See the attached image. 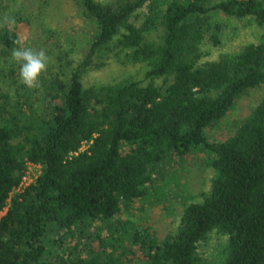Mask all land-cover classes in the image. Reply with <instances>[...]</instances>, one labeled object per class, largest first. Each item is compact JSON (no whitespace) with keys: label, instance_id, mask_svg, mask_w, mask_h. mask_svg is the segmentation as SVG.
Returning a JSON list of instances; mask_svg holds the SVG:
<instances>
[{"label":"trees","instance_id":"obj_1","mask_svg":"<svg viewBox=\"0 0 264 264\" xmlns=\"http://www.w3.org/2000/svg\"><path fill=\"white\" fill-rule=\"evenodd\" d=\"M76 1L95 24L83 56L60 50L61 69L38 88L0 86V210L27 162L41 164L0 217V264H264V92L226 137H209L239 95L264 85V32L206 58L230 18L264 26V0ZM0 19V75L10 61L12 74L18 22L28 18L15 10ZM110 60L145 63L146 82H84ZM199 148L210 187L184 205L175 230L117 232L122 206ZM212 234L225 240L206 255ZM66 238L72 247L60 250Z\"/></svg>","mask_w":264,"mask_h":264},{"label":"rangeland","instance_id":"obj_2","mask_svg":"<svg viewBox=\"0 0 264 264\" xmlns=\"http://www.w3.org/2000/svg\"><path fill=\"white\" fill-rule=\"evenodd\" d=\"M15 10H20L23 17L28 18L27 22H18L20 40L23 41L20 47L43 49L49 57L48 69L42 74L45 78L49 76L50 71L61 69L58 66V62L63 63L58 58L60 50L66 52L67 57L74 62L80 59L95 29V24L82 13L76 0H15L9 2L6 7L0 6V15L4 13L10 15ZM228 22L230 26L223 44L221 47L210 48L206 58H214L220 52L232 51L244 43L257 41L264 32V26L257 25L252 19L230 18ZM10 63L11 61L4 64L0 86L13 93L15 86L21 82L20 67L17 66L16 72L10 74L8 70ZM146 68L145 63L123 64L110 60L101 68L88 70L84 82L105 83L131 76L144 83ZM263 92L264 85L252 87L239 95L227 114L210 126L209 137L211 139L226 137L231 126L240 122L249 113ZM208 155L205 149L199 148L188 157L172 159L164 175L150 187L145 196L123 205L114 216V228L117 232L129 233L136 226H140L161 238L174 231L184 205L199 200L202 193L207 192L210 187L213 170ZM65 240L58 248L68 251L72 244L68 238ZM224 240V236L212 234L202 246L206 255L213 254Z\"/></svg>","mask_w":264,"mask_h":264},{"label":"clouds","instance_id":"obj_3","mask_svg":"<svg viewBox=\"0 0 264 264\" xmlns=\"http://www.w3.org/2000/svg\"><path fill=\"white\" fill-rule=\"evenodd\" d=\"M8 24H14L15 20L10 19ZM3 27V25H0ZM15 44L21 45L22 40H15ZM12 58L19 64L20 80L23 85L30 89H35L40 86V77L47 71L49 57L46 52L41 50H34L32 48L15 47L12 50Z\"/></svg>","mask_w":264,"mask_h":264},{"label":"built area","instance_id":"obj_4","mask_svg":"<svg viewBox=\"0 0 264 264\" xmlns=\"http://www.w3.org/2000/svg\"><path fill=\"white\" fill-rule=\"evenodd\" d=\"M87 146V144L84 142L80 149H83ZM41 172V164L38 162H32V161H28L27 165H26V169L23 173V175L21 176L20 180L18 181V183L12 188L7 201L4 205V207L0 210V217L6 212L9 203H10V197L15 194L16 192H21L23 191L28 185H30L32 182H34L36 180V178L38 177V175Z\"/></svg>","mask_w":264,"mask_h":264}]
</instances>
